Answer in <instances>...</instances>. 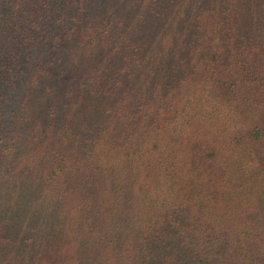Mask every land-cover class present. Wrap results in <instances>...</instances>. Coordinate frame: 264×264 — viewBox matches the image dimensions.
Here are the masks:
<instances>
[{
	"label": "trees",
	"instance_id": "16d2710c",
	"mask_svg": "<svg viewBox=\"0 0 264 264\" xmlns=\"http://www.w3.org/2000/svg\"><path fill=\"white\" fill-rule=\"evenodd\" d=\"M36 6L34 19L20 15V35L0 9V264H228L232 252L249 264V252L239 250H264V242L204 225L184 192L192 183L178 166L200 165L203 153L184 156L168 139L155 157L161 140L151 147L148 140L163 124L151 127L143 115L130 122L156 97L153 122L161 109L173 122L180 106L203 101L186 88H214L212 98L215 88L218 95V88H262L264 98V0ZM103 46L117 59L114 68ZM57 73L81 79L61 88ZM163 88L172 91L159 95ZM255 117L222 143L236 151L226 152L233 164L248 165L256 180L249 183L263 186L251 189L259 219L247 224L264 231V118ZM211 151L204 157L220 156ZM240 175L234 170L228 181ZM200 192L195 199L203 202Z\"/></svg>",
	"mask_w": 264,
	"mask_h": 264
},
{
	"label": "rangeland",
	"instance_id": "374dc122",
	"mask_svg": "<svg viewBox=\"0 0 264 264\" xmlns=\"http://www.w3.org/2000/svg\"><path fill=\"white\" fill-rule=\"evenodd\" d=\"M14 2L15 0H0V9L3 10L1 20L8 18L9 28L11 30L18 28V35H20L24 32L23 27L25 25L20 15L25 12L30 19H34V10H36L35 7L38 4L36 6V0H19L18 8H15ZM29 3L32 4L31 8H27ZM214 23L216 22L214 21ZM104 46L110 48L111 40L106 41ZM104 46L102 53L104 52L103 54L105 55L110 54L107 56V60L114 68L118 64L117 59ZM84 57L88 58V52L85 53ZM54 75L63 79L65 84L61 88H74L81 79V76L77 77L66 73H57ZM124 78L125 76L122 77V80ZM163 89L164 92L163 90H159V95L167 93L172 88ZM207 89H213L214 91V88H186L187 92L194 93L195 97H197L195 98V103L201 97L203 101L199 105H194V103V106H192L194 108L189 107L185 111H179L181 109L180 106L178 108L179 115L177 114L173 122L171 121L172 112L167 114L166 111L164 112V109L158 111L160 119L157 122H153V118L159 108L160 97L158 99L156 97L153 103H148L146 102L147 99H145L144 101L145 104L147 103L146 106L149 111L146 112L144 110V114H139L135 120H131V127L142 118V115L144 117L143 119H145L143 123L148 122L151 124V127H160L163 124L162 132L157 129L158 134L153 135L152 141L148 140L149 147L152 146L154 140H161L160 147L154 155L155 157L164 154L168 139L176 144V147H172L177 148L175 150L184 156L185 152L188 156L198 153L208 155L209 152L213 153L211 150L215 149L216 153L220 156L207 158V155V157H204L203 154H198L197 156L200 157L199 160L202 159L199 163L200 165L193 164V161H184V164L178 166L179 172L185 171V179L192 183L191 186L185 187L186 191L184 192L191 197L189 200L194 207L196 219H202L204 225L215 227V231L221 228L238 238L244 239L247 237L249 240H254L258 237L264 242V231L252 229L247 224L259 219V214L253 212L255 211L253 208L258 204L255 205V200L252 199L251 189L255 191L254 188L263 186H259L258 183H256V186L249 183L256 180L249 178L247 172L250 168L248 169V165H241L240 162L239 165L233 164V158L227 156L226 152L233 156L236 151L227 149L226 144L224 145L222 143L224 142L226 132L240 127L247 129L248 124H251L250 116H256V119H252L253 121L264 118V110L262 111L264 107L263 89L239 88V90H235V88H218L220 90V95H218L215 88L214 93L217 96L214 98L207 93ZM149 91L152 93L153 88H149ZM172 94H175V91L171 92L168 96L169 99H171ZM152 95L155 96L157 94L153 92ZM142 97L141 102H143ZM178 99H181L180 95H178ZM139 104L140 101L136 102L137 107ZM142 126L140 128L141 130H139L140 133L142 132ZM122 138L123 136L117 137L116 142L118 143ZM216 141L220 144V147H216ZM133 148L134 146L131 147V150ZM234 170L241 173L240 179L237 182H229V175ZM242 178H246L247 180L244 179L241 181ZM201 190L206 197L203 202L195 199V196L201 193ZM235 191L237 194H235ZM243 196L244 199H240ZM227 250L225 248H218V251H220L219 254H223ZM247 252L251 255L249 264H264V259H262L264 257L263 249H255L252 252L249 251V248L245 249L243 247V250L241 248L238 254L246 255ZM233 253L227 257L229 260L228 264H240L235 259H231L233 258Z\"/></svg>",
	"mask_w": 264,
	"mask_h": 264
}]
</instances>
